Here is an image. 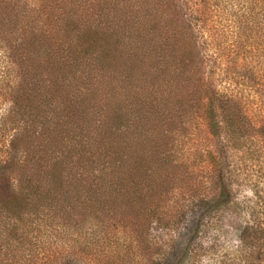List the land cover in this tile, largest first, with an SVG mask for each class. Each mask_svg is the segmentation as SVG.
<instances>
[{
  "label": "rangeland",
  "instance_id": "374dc122",
  "mask_svg": "<svg viewBox=\"0 0 264 264\" xmlns=\"http://www.w3.org/2000/svg\"><path fill=\"white\" fill-rule=\"evenodd\" d=\"M226 1L0 0V44L8 48L19 47L32 31L45 33L53 45L63 43L62 20L78 31L96 30L109 20L122 27L124 43L115 35L107 40L108 65H120L130 78L121 86L94 85L85 95V110L94 120L98 109L88 108L94 102L111 108L137 85L125 123L131 125L119 133L97 119L90 132L99 142L95 148L111 160L118 151L129 172L144 180L141 195H127L113 217L124 236L140 237L145 264H237L239 231L251 224L246 250L251 264H264V234L254 232L264 220V9L251 5L237 20L240 15L224 8ZM16 54L12 59L19 64L20 50ZM158 54L167 61L166 71ZM109 68L105 74L111 77ZM168 73L172 83L163 79ZM214 98L220 109H239L238 143L222 132L209 133L206 112ZM7 100L0 97V114L10 108ZM210 156L219 158L228 188V200L218 208L206 203L220 188ZM46 186L54 187V179ZM69 213V235L79 227L86 231L85 223L76 225L83 220L81 210Z\"/></svg>",
  "mask_w": 264,
  "mask_h": 264
},
{
  "label": "trees",
  "instance_id": "16d2710c",
  "mask_svg": "<svg viewBox=\"0 0 264 264\" xmlns=\"http://www.w3.org/2000/svg\"><path fill=\"white\" fill-rule=\"evenodd\" d=\"M226 2L225 9L240 15L237 20L246 17L251 5L264 9V0ZM61 22L65 39L61 44L53 45L45 33L34 31L19 47L0 44V97L7 96L10 105L0 114V264H77V260L84 264H145L140 237L124 236L113 217L114 209L127 195L134 200L141 195L144 180L129 172V162L118 151H113L116 156L111 160L97 145L95 148L96 138L90 132L94 129L91 123L97 119L102 126L105 120L109 122L107 130L120 133L128 128L131 124L125 123L137 101V85L129 86L132 91L114 101L111 108L107 103L94 102L88 107L98 109L94 120L85 110V95L94 85L110 82L121 86L130 78L120 65H108L112 56L107 40L115 35L124 43L123 29L110 20L98 23L100 27L93 31H78L68 21ZM125 31L130 32L129 27ZM133 47L131 52L138 54ZM16 50L21 54L19 64L12 59ZM156 56L164 68L165 58ZM108 68L111 77L105 74ZM163 75L172 83V74ZM216 105L214 98L207 107L209 133L214 136L222 132L238 143L234 129L241 122L239 109ZM34 135L38 136L31 140ZM209 159L220 175V188L206 203L218 208L228 200V188L220 174L219 158ZM52 179L55 186L49 188L46 182ZM78 209L83 220L76 225L85 223L86 231L79 227L69 235V212ZM252 229L251 224L239 231L237 264L253 262L246 250ZM254 232L264 234V220L256 223Z\"/></svg>",
  "mask_w": 264,
  "mask_h": 264
}]
</instances>
